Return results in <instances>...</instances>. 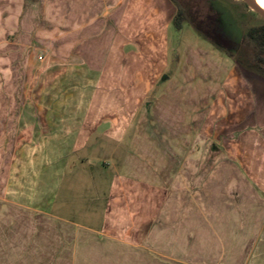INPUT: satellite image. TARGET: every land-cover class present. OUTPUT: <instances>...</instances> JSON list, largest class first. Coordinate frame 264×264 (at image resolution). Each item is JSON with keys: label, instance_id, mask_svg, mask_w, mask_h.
Here are the masks:
<instances>
[{"label": "crops", "instance_id": "0c3cea01", "mask_svg": "<svg viewBox=\"0 0 264 264\" xmlns=\"http://www.w3.org/2000/svg\"><path fill=\"white\" fill-rule=\"evenodd\" d=\"M1 3L0 264H264V77L174 0Z\"/></svg>", "mask_w": 264, "mask_h": 264}, {"label": "rangeland", "instance_id": "374dc122", "mask_svg": "<svg viewBox=\"0 0 264 264\" xmlns=\"http://www.w3.org/2000/svg\"><path fill=\"white\" fill-rule=\"evenodd\" d=\"M29 1L31 3L35 2V0ZM174 2L178 8L185 12L184 17L187 18L184 21H180L183 22L182 31H171V44L174 48L178 43L182 45L192 43L203 48L208 47V42L198 36L197 29L188 21V18H190L200 32L215 42L233 50L239 48V50L234 52L235 63L240 64L239 62L242 61L249 63L252 59V43L247 38H244L243 35L250 26L264 22L262 15L253 11L242 0H175ZM4 9V4L1 3L0 48L5 46L19 47L18 23L12 24L11 28L8 25H4L1 22L5 17ZM33 12L35 14V8H33ZM242 39L243 43L239 47ZM209 46L215 47L212 44ZM242 66L246 68L245 65ZM226 139V136H221V144L226 143Z\"/></svg>", "mask_w": 264, "mask_h": 264}, {"label": "trees", "instance_id": "16d2710c", "mask_svg": "<svg viewBox=\"0 0 264 264\" xmlns=\"http://www.w3.org/2000/svg\"><path fill=\"white\" fill-rule=\"evenodd\" d=\"M184 13L185 12L181 8H178L174 19V23L177 27L179 26L181 20L187 19L184 17ZM188 21L197 29L199 33L203 34L215 46L221 49L230 50V53L233 52V49L215 42L211 38L207 37L204 33L200 32L196 25L190 20V18H188ZM243 36L244 38H247L250 43H252V59L249 61V63H244L243 61L239 63L241 65H245L249 70L255 72L256 74L264 77V22L258 25L250 26L245 31V34ZM242 43L243 39L241 40L239 47ZM237 50H239V48ZM237 50H234V52Z\"/></svg>", "mask_w": 264, "mask_h": 264}, {"label": "bare ground", "instance_id": "6f19581e", "mask_svg": "<svg viewBox=\"0 0 264 264\" xmlns=\"http://www.w3.org/2000/svg\"><path fill=\"white\" fill-rule=\"evenodd\" d=\"M251 7H257L264 11V0H248Z\"/></svg>", "mask_w": 264, "mask_h": 264}, {"label": "water", "instance_id": "95a60500", "mask_svg": "<svg viewBox=\"0 0 264 264\" xmlns=\"http://www.w3.org/2000/svg\"><path fill=\"white\" fill-rule=\"evenodd\" d=\"M242 1L244 3H246L253 11L259 13L260 15H262L264 17V11H262L261 9H259L257 7H251L248 0H242Z\"/></svg>", "mask_w": 264, "mask_h": 264}]
</instances>
